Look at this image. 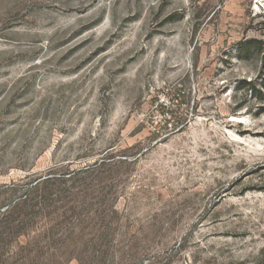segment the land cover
Segmentation results:
<instances>
[{
	"label": "rangeland",
	"instance_id": "1",
	"mask_svg": "<svg viewBox=\"0 0 264 264\" xmlns=\"http://www.w3.org/2000/svg\"><path fill=\"white\" fill-rule=\"evenodd\" d=\"M260 42L264 0H0V264H264Z\"/></svg>",
	"mask_w": 264,
	"mask_h": 264
},
{
	"label": "trees",
	"instance_id": "2",
	"mask_svg": "<svg viewBox=\"0 0 264 264\" xmlns=\"http://www.w3.org/2000/svg\"><path fill=\"white\" fill-rule=\"evenodd\" d=\"M260 44H263V45H264L263 42H260ZM242 50H244V48H243ZM262 86H263V89L260 90L259 93H260V96H261V97H264V80H263V82H262Z\"/></svg>",
	"mask_w": 264,
	"mask_h": 264
}]
</instances>
